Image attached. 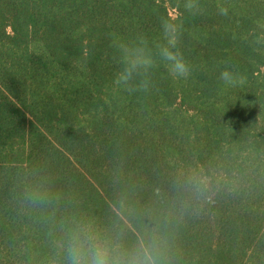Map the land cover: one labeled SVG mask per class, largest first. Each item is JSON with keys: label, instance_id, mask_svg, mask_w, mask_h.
<instances>
[{"label": "clouds", "instance_id": "clouds-1", "mask_svg": "<svg viewBox=\"0 0 264 264\" xmlns=\"http://www.w3.org/2000/svg\"><path fill=\"white\" fill-rule=\"evenodd\" d=\"M182 7L191 15L204 11L200 0H183ZM218 11L228 16L227 7L218 6ZM161 28L164 43L158 45L155 52L143 36L117 43L120 68L113 81L116 88L129 94L149 91L151 72L158 60L165 62L173 78L186 79L191 74V67L178 48L180 23L163 19ZM252 43L264 45V32L255 35ZM218 79L227 87L245 82L244 77L230 67L220 71ZM45 199L46 195L39 191L25 195L30 205L42 204ZM39 264H174V258L168 236L159 227H145L130 238L126 227L103 229L90 219L72 217L61 221L56 231L49 233L48 252Z\"/></svg>", "mask_w": 264, "mask_h": 264}]
</instances>
